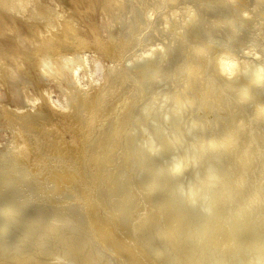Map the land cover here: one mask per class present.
Wrapping results in <instances>:
<instances>
[{
    "label": "bare ground",
    "instance_id": "bare-ground-1",
    "mask_svg": "<svg viewBox=\"0 0 264 264\" xmlns=\"http://www.w3.org/2000/svg\"><path fill=\"white\" fill-rule=\"evenodd\" d=\"M115 1H120L124 7L123 12L118 11L114 18L119 23L126 21L122 24L125 27L122 37H126L132 51L140 52L126 58L130 63L112 84V76L120 71L123 63L115 66L113 62L117 61V55L111 56L110 67H106L102 76V56H109L116 47L124 48L126 45L117 43L112 37L109 42L105 41L100 37L98 27L88 23L91 21H85L82 7L94 4L92 0H52V3L0 0V23L6 22L4 15H9L14 22H17V17L22 19L24 29L17 25L19 22L8 26L4 23V28L6 26L8 33L12 32L15 38L25 41H18L13 50L0 52V84L10 86V94L22 93L24 98L18 103L13 95V100H10L13 105L0 102V118L5 120L7 127V136L4 143L1 142L0 150L2 262L118 264V260L116 263L111 259L113 254L106 253V246L96 241L94 230L97 227L94 225L98 222L94 221L97 216L92 211L95 209L91 202V198L96 196L99 206L100 203H108L106 206L110 213L128 229V233L131 230L139 241L142 240L140 254L149 257L154 264H264L262 170H256V176L252 175L258 152L262 150L256 145L264 142V134L258 128L252 130L255 121L250 118L264 119V37L259 41L255 37L257 34H251L248 40L258 55L248 58L241 50L242 40L247 37L243 27L256 32L261 28L264 0H254L252 8L244 7V11L236 6L239 0H197L185 10L181 8L183 11L178 18L175 13L181 3L178 0H106L110 3ZM96 4L101 7V2ZM213 5L226 10L217 11L214 7L217 11L214 14L203 13L202 8ZM167 6L168 9L164 10ZM162 19L165 26H161ZM110 20L112 22L113 18ZM224 23L227 28L221 27ZM187 24L192 25L193 32L188 36L196 35L201 24L205 25V30L206 24L211 27L209 29L223 24L218 27L226 29L225 34L234 43L224 41L221 46L220 42L210 40L214 38L210 34L209 40L190 42L185 56V86L171 93L163 91L157 95L155 92L144 105L145 120L136 122L135 129L132 126L130 131L122 134L128 120L122 118L121 111L112 126L103 122L96 128L103 113L117 108L118 104L105 109L106 99L120 86L127 87L126 81H131L135 90L131 100L123 101L128 105L147 89L146 67L153 65L150 77L161 80L163 75L157 69L163 62L162 56L179 44L184 46L189 30ZM163 27H167L169 33ZM159 36L166 39L156 46V37ZM169 42L175 46H170ZM214 43L220 46L219 54L212 55L211 51L206 54ZM44 79L54 81L56 87L44 86ZM95 79L99 81L96 86ZM55 88L62 96L58 101L69 105L70 114L62 108H56L53 115L47 111L46 108L53 104ZM208 93L211 103L207 101L201 107L206 111V119L191 117L186 121L179 120L184 110L196 106L198 96L204 97ZM231 93L233 97H229ZM254 96L259 99L258 103H252V108L246 111L244 106L253 101ZM166 100H171L172 104L168 110H161L164 123L156 122L157 118L153 116L155 121L150 123V127L146 120L152 117L149 112L151 105L158 101L161 105ZM211 104H214L212 108ZM224 110L226 116L218 114ZM171 122L176 127L174 130L165 125ZM169 131L171 133L167 136ZM136 133L138 140L133 146L130 140ZM124 137L127 139L123 142ZM118 147L122 151L116 157L111 153ZM133 150H138L144 157L135 159ZM162 151H169L170 158L151 165L153 175L146 179L144 167L154 161L155 155L160 157L164 153ZM87 158L89 168L85 165ZM131 164L134 169L130 174L126 169ZM86 175L90 179L87 180ZM136 182L141 185L138 187ZM133 186L138 187L139 192ZM161 187L167 188L172 196L169 200L173 201L178 212L175 216L177 221L173 216L174 220L165 222L166 225H153L152 220L150 226L139 219L142 214L131 219L136 195L141 191V196H144V191L153 193ZM63 194L73 198L65 202V212L59 216L50 217L51 213L49 217L45 216L42 201H52L54 196ZM79 194H87L84 203H80ZM166 207L164 211L160 208L163 211L160 212L164 214ZM59 208L63 210V204ZM81 209L93 226L90 229L92 235L89 229L83 228ZM170 210L167 209L168 212ZM106 220H102V225ZM184 222L186 225L181 226ZM102 227L98 226V231L102 232L101 229L105 228ZM85 253L88 255L86 262L79 263ZM115 254L119 256L117 252Z\"/></svg>",
    "mask_w": 264,
    "mask_h": 264
},
{
    "label": "rangeland",
    "instance_id": "rangeland-1",
    "mask_svg": "<svg viewBox=\"0 0 264 264\" xmlns=\"http://www.w3.org/2000/svg\"><path fill=\"white\" fill-rule=\"evenodd\" d=\"M44 2H48V3H52V0H43ZM97 1H99V3L101 2V7L99 6V4H96L97 3ZM178 1H180L181 3L177 6L178 8L177 9H175V13H176V18H178V15L179 14H181V12L183 11V10H185L188 6H189V4H190V6H191V4L193 5V3L194 4H196V1L197 0H194L193 2L191 1V3H187V2H189V0L187 1V0H178ZM185 3H184V2ZM187 1V2H186ZM254 0H239V2L236 4V6L237 7H239V8H241V10L242 11H244V9L245 8H252L251 6H253V2ZM92 2L94 3V4H92L91 6L89 5V4H86L87 5V7H82V11H84V14H85V16L87 17H85V21L86 22H88V21H91V22H88V23H93V24H95L98 28H97V30H98V33L100 34V37L101 38H103L105 41H107V42H109V39L112 37V39H114L115 41H117V43H120V42H124V45H126V47H124V48H120L119 46L118 47H116L117 49H115L114 50V53L113 54H111V55H109V56H107V55H103L102 57V59H103V61H102V65L100 66L101 68V70H100V74H102V76H103V73H105V69H106V67H110V59L109 58H111V56H113V55H117V61H114L113 62V64L115 65V66H118L119 64H121V63H123L122 64V68L120 67V71L118 72V73H116L115 75H113L112 77V84H114L115 82L114 81H116L117 80V78L122 74L121 72L123 71V68L125 67V68H127V65H128V63H130V62H128V61H126V58L129 56V55H132L131 57H134V55H136V54H139V52H140V50H137V51H132L131 49H130V47L128 46V44H127V41H126V37L124 36V37H122L123 35V29L125 28L122 24H124V23H126V21H120L121 23H119V22H117L116 20H114V18H115V16L117 15V14H119V12L118 11H120V13L121 12H123V5H122V3H121V5H120V1H115V2H112V3H110V2H106V0H92ZM103 2V3H102ZM245 2V3H244ZM118 3V4H117ZM105 4V5H104ZM111 4H112V6H111ZM186 4H188V5H186ZM96 6V7H95ZM169 6V5H168ZM168 6L166 7V8H164V10H167L168 9ZM185 6V7H184ZM88 7H89V9H88ZM90 7H92V8H90ZM93 7H95V9L93 8ZM104 7V8H103ZM214 7H216V6H212V7H210L209 8V6L206 8V9H204V8H202V11L204 10V12L203 13H215V12H217L218 10L219 11H223V10H226L224 7L223 8H218V7H216L217 8V11H215V9L216 8H214ZM243 7V8H242ZM245 7V8H244ZM84 8V9H83ZM86 8V9H85ZM103 8V9H102ZM169 8H170V6H169ZM180 8V9H179ZM183 10H182V9ZM213 8H214V10H213ZM121 9V10H120ZM210 9H212V10H210ZM223 9V10H222ZM182 10V11H181ZM89 11V12H88ZM169 11V10H168ZM180 13H179V12ZM113 13H115V15H113ZM178 13V14H177ZM213 13V14H214ZM111 15V16H110ZM112 15H113V17H112ZM264 14H262V12H261V21H262V25H261V28L256 32V30L255 29H248L247 30V27L245 26V27H243V31L245 32H243L244 33V35H246L247 37H245L243 40H242V42H243V46L245 45L246 47H244L243 48V46H242V48H241V50L242 51H244L245 53H246V55H247V57L248 58H251V56L253 57V56H255V55H258V54H255L254 53V48L252 47V44H251V42H249L248 40L250 39V36H251V34H257L255 37L259 40V41H261V39H262V37H264L263 35H264V16H263ZM6 18H4L5 20H6V22L5 21H3L2 23H0V52H2L3 53V51H6V50H13L14 49V47H15V45H17L18 44V41L20 42V40H23V42H25L24 41V39H20L19 40V38H15V36H13L14 34L12 33V32H9L8 33V31H7V29H6V26H8L9 24H13V22H14V20H12L11 18H10V16L9 15H4ZM164 17V16H163ZM204 17H206V18H208L206 15L204 16ZM90 18V19H89ZM111 18H113V20H112V22H111ZM148 18V17H147ZM162 18V17H161ZM205 18V19H206ZM87 19V20H86ZM16 20H17V22H14V24L16 23H18L17 25H19L22 29H24V27H23V25H21V24H23V21H22V19H20V18H16ZM20 20V21H19ZM105 20V21H104ZM119 20H121V19H119ZM104 21V22H103ZM109 21V22H108ZM163 22H164V19H162L161 20V26H165L164 24H163ZM171 22H172V20H171ZM6 24V26H5V28H4V25ZM104 23H105V26H104ZM1 24H3V25H1ZM225 24L226 23H224V25L223 24H221V25H223V26H221V25H211L213 28L212 29H209V28H211V27H207V24H206V30H208V31H206L205 30V25L203 26L202 24H201V26L200 27H198V32H197V34L195 35V33L192 35V36H188V34L189 33H193L192 32V25H190V27H189V25L186 27L187 29H189L187 32V38L185 37V41H186V43H184V44H182V45H184V46H188L189 45V43L191 42L192 44L193 43H196V42H198V43H201L203 40H209L210 38H211V36H209L208 34H210V35H212L214 38H212V39H210V40H215V41H217V42H220L219 44L221 45V46H223V44H222V42L224 43V41H226V42H228V43H230L231 44V42H230V40H229V38H228V35L227 34H225L226 32V29L224 30V28H221V27H225ZM103 25V26H102ZM110 25V26H109ZM122 25V26H121ZM247 25V24H246ZM102 26V27H101ZM160 26V27H161ZM218 26H221V27H218ZM105 27V28H104ZM113 27V28H112ZM124 27V28H123ZM214 27H215V29H214ZM203 28H204V30H203ZM225 28H227V25H226V27ZM2 29H3V31H2ZM163 29L165 30V31H167L168 33H169V31L167 30V27L166 28H164L163 27ZM219 29H220V31H219ZM245 29V30H244ZM263 29V30H262ZM7 31V33H6V31ZM200 30V31H199ZM224 30V31H223ZM253 30H254V32H253ZM262 30V31H261ZM5 31V32H4ZM191 31V32H190ZM3 32V33H2ZM200 32H201V34H200ZM206 32H208V33H206ZM211 32V33H210ZM1 33H2V35H1ZM106 33V34H105ZM259 33V34H258ZM218 35H220V36H218ZM226 35V36H225ZM176 36H178V37H180V34L179 33H176ZM205 36V37H204ZM223 38H222V37ZM168 37H170V35H168ZM194 37H195V39H194ZM208 37V38H207ZM228 39H227V38ZM13 38V39H12ZM14 38H15V40H17V43H15L16 41L14 40ZM225 38L227 39V40H225ZM255 38V39H256ZM161 39V40H160ZM165 39L166 38H161L160 36L157 38L156 37V41H155V45L156 46H160V42H162V41H165ZM188 39V40H187ZM219 39H220V41H219ZM192 40V41H191ZM194 40V41H193ZM221 40H223V41H221ZM229 40V41H228ZM232 41V40H231ZM2 42L5 44H2ZM233 42V41H232ZM234 43V42H233ZM232 43V44H233ZM170 46H175V45H173V43L172 42H169L168 43ZM8 45H9V47H8ZM177 45H178V43H177ZM5 46H7V47H5ZM184 46H180V44L178 45V46H175L173 49H170V51H168L167 53V55H164V56H162V59H163V62L160 64V66H159V69H157L158 71H159V73H161V75H163L162 76V78H161V80L160 79H157V80H153L154 78L151 76L150 77V71L151 70H153L154 69V67H152V66H150L149 65V67H146V69H145V81H146V87H147V89H146V91H144L143 93H142V96H139V95H137V99H136V101H133L132 103H131V101L128 103V105H125V102H123L124 100H131V95H133V93H134V89H132V82L131 81H126V85H127V87L125 86H123V87H121L120 86V88L118 89V90H116V92L110 97L109 96V98L108 99H106V101L108 100V102L106 103V104H104L105 106H104V108L105 109H110L112 106H116L117 104V108H119V110H117V108L115 109V110H113L112 112H111V110L110 111H108V112H105V113H103V115H102V117H101V119L96 123V128H98L99 127V125L101 124V123H106V125H108L109 126V124H111V126H112V123H113V121L116 119V117H119L120 115V111L123 113V116H122V118H124L125 120H128V123H127V126L125 127V129H124V131H123V133L122 134H124V132L127 130H131V128H132V126H134V128H132V129H135L136 127H135V123L136 122H140V121H143V120H145L144 119V117H143V115L145 114V111H143V109H144V105H146V102L148 101V99L150 98V97H152L153 95H155L156 93H157V95H159V93H161V92H168L169 91V93H171V92H173L174 90H176L177 88H180V87H182V86H185V84H186V81H185V78H186V74H187V64L185 63L186 62V50H188L189 48L187 47H184ZM212 46V45H211ZM217 46V47H216ZM248 46V47H247ZM5 47V48H4ZM213 48L211 49V50H209V51H206L205 53L206 54H209L208 52H210L211 51V53H213L212 55H214V53L215 54H219V51H220V46L218 45V43H214L213 44V46H212ZM184 48V49H183ZM215 51V52H214ZM205 53H203V54H205ZM202 54V53H201ZM246 55H245V57H246ZM106 56V57H105ZM167 56H168V58H167ZM242 56V55H241ZM247 57H246V59H247ZM119 58V59H118ZM243 58V57H242ZM184 59V60H183ZM158 61V60H157ZM186 67V68H185ZM150 69V70H149ZM125 71V70H124ZM139 73H141V74H143L142 72H139ZM44 76V75H43ZM101 76V77H102ZM178 77V78H177ZM45 80V81H44ZM43 81L45 82V83H47V84H45V83H43V85L45 86L46 85V87H48L49 85L48 84H50L51 86H55V83H54V81H48L47 79H44ZM151 80V81H150ZM184 80V81H183ZM159 81V82H158ZM158 82V83H157ZM41 83H42V81H41ZM52 83H53V85H52ZM97 83H99V81L98 80H94V85L96 86V84ZM3 86V87H2ZM163 86V87H162ZM56 87V86H55ZM171 88V89H170ZM170 89V90H169ZM125 90L126 91H128V92H125ZM180 90V89H179ZM10 91H11V89H10V86H7V85H1L0 84V102H3V103H6V104H11V105H13V103H12V101H10V100H13L12 99V97H13V95H15V100L18 102V103H21L20 101H21V99L22 100H24V98L22 97V93H20V94H18L17 93V95H16V93L15 94H10ZM55 91H57V89L55 88ZM101 91V90H100ZM156 92V93H155ZM190 92V91H189ZM4 94V95H3ZM11 95V99L9 98V96ZM111 95V94H110ZM210 95H211V92H210ZM210 95H209V93L208 94H206L204 97H199L198 96V98H197V100H196V106H194V105H192V107L191 108H189V109H186V110H184L183 111V113H181L180 114V118H179V120L180 121H186V120H188V119H190L191 117L193 118V117H196V118H200V119H206V117L204 116V114L206 113V111H204V110H202V105L203 104H207L208 102H209V100L211 99L210 98ZM4 96V97H3ZM233 97L234 96V94H230L229 95V97ZM62 96L58 93V91L57 92H54L53 94H52V99H53V104H50L49 105V109L48 108H46L47 109V111H49L50 113H51V115H53V113H55V109L56 108H62V109H65L66 111H67V113L68 114H70V110H69V105L68 104H65V103H61V102H59L58 100H59V98H61ZM256 97V98H255ZM5 98V99H4ZM263 100H264V98H262ZM199 100V101H198ZM256 100V101H255ZM6 101V102H5ZM208 101V102H207ZM258 101H259V99L257 98V96H254V100L253 101H249V103L246 105V106H244L245 108L244 109H246V111L249 109H251L252 108V106H251V104L252 103H258ZM142 102V103H141ZM198 102V103H197ZM211 102H209L208 104H210ZM171 104H172V101L171 100H166V102L164 103V104H159V101L156 103H154V104H152L151 105V108H150V110H149V112H151L150 114L152 115V117H151V119H147L146 120V124H149L150 125V123L151 124H154V122L153 121H155L154 119H153V116H155L156 118H157V121L156 122H163L162 120H163V117H162V113H161V110L162 111H166V110H168L169 108H170V106H171ZM213 105L214 104H211V108L213 107ZM251 106V107H250ZM165 107V108H164ZM158 110V111H157ZM214 111V110H213ZM225 113V114H224ZM218 114L219 115H225L226 116V114H227V112H226V110H224V111H222V112H218ZM150 115V116H151ZM149 117V116H148ZM162 117V118H161ZM250 118H253L254 119V121H255V125H253V127H252V130H256V128H258V130H261V132H262V134H264V119H262V120H260V121H258L257 120V117H255V116H250ZM124 119H122V120H124ZM140 119V120H139ZM252 119V120H253ZM160 120V121H159ZM164 123V122H163ZM165 125L168 127V128H170V129H172V130H174L176 127H174V124L171 122V124H166L165 123ZM182 125V124H181ZM131 127V128H130ZM150 127H152V125H150ZM263 130V131H262ZM7 127L5 126V120L4 119H2V118H0V143L2 142V143H4V138H6V136H7ZM215 132V131H214ZM126 133V132H125ZM170 133H171V131H169L166 135L167 136H169L170 135ZM127 139V137H124L123 138V142L125 141ZM137 140H138V135H137V133H136V135L130 140V143H131V145H133V146H135L134 145V143L135 144H137L136 142H137ZM133 141V142H132ZM2 143L0 144V150H1V147H2ZM262 143V142H261ZM259 144V143H257V145H256V147L258 148V149H262L261 151H259L258 153H259V156L256 158V161H255V167H254V169L252 170V175L254 174V176H256V170H262V177H263V181H264V142L262 143V144ZM259 146H260V148H259ZM263 147V148H262ZM121 148L120 147H118V148H116L115 150H113V152L111 153L112 155H116V157L117 156H119V155H121ZM117 152H119V154L117 153ZM162 152H164V153H161L160 154V157H158L159 155H155V158L153 159L154 161H150V163L148 164V166L147 167H144V176H145V178L147 179V177L149 176V175H153V171L154 170H152L153 169V167H151V165L153 166V165H155L156 163H158V161H164L165 162V160L167 159V158H170V155L168 154L169 153V151H162ZM137 153V154H136ZM169 155V156H167V154ZM257 153V154H258ZM262 153V154H261ZM166 154V155H165ZM164 155H165V158H163L164 157ZM132 156H134V158L135 159H137L138 157L140 158H143L144 156L142 155V153L141 152H139L138 150H133V153H132ZM167 156V157H166ZM116 157H114V159L116 158ZM261 157H262V159H261ZM163 158V159H162ZM157 159V160H156ZM158 159H161V160H158ZM117 160H119V157H118V159ZM259 161V162H258ZM261 161H263V162H261ZM119 162V161H118ZM156 162V163H155ZM257 163V164H256ZM85 165H86V167L88 166V168H89V166H90V162L88 161V158H87V160H86V162H85ZM120 164L119 163H117V167L119 168L120 166H119ZM261 165V166H260ZM259 166V167H258ZM129 169H131V172L129 171V169L127 168H125L127 171H128V173H133V171H132V169H134V167H132V164L131 165H129V166H127ZM140 167H142V166H140ZM260 167H263V168H260ZM149 168L151 169V172H150V170H149ZM121 169V168H120ZM145 170H146V172H145ZM145 173H147L146 175H145ZM149 173H151V174H149ZM88 176V177H87ZM151 176H149V177H151ZM86 177V179L88 178V179H90L89 178V175H86L85 176ZM148 177V178H149ZM87 179V180H88ZM263 183V182H262ZM136 185L138 186V185H141V183L139 184L138 182H136ZM139 187V186H138ZM138 187H135V186H133V189L135 190V191H138L139 192V190H138ZM97 188V187H96ZM98 191V190H97ZM145 193V195L144 196H141V191H140V193H138V194H140V195H136V197H135V204H134V211H133V213H132V215H131V219H136L137 217H138V215L139 214H142V215H140V217H139V219H143L145 222H147L146 224H148V225H150V226H152V224L153 225H156V224H159V226H161V225H166V223L165 222H167V221H169L170 219H173L174 220V218H175V216L177 215L178 216V212H177V210H176V208H174L173 206V201L172 200H169V199H172V196L170 195V192H169V190L167 189V188H163V187H161L160 189H157L156 191H154L153 193H149L148 191V193H146V191H144ZM97 193L95 192V195H96ZM87 194H79L78 195V198L80 199L81 198V200H80V203H84V198L85 197H87L86 196ZM93 195V194H92ZM142 195H143V193H142ZM168 195V196H167ZM60 196V197H59ZM59 196H54V198L52 199V201H48V202H45V201H42V203H41V205H42V208H45L44 209V212H45V216H50L51 214V216L50 217H52L53 215L54 216H59L60 214H62L63 212H65V206H66V203L65 202H67V201H70L71 199H73V198H70L69 196H67L66 194H63V195H59ZM96 197V196H95ZM95 197L93 196L91 199H92V204L94 203V204H96L95 206H94V204L92 205L93 206V208L95 209V210H92L93 211V213L97 216V218L96 217H94L95 215L93 214V217H94V221H97L98 223L97 224H95L94 226L95 227H97V229L95 228V232L97 233V238H96V241H97V243H99V242H101L103 245H105L106 246V253L108 254V255H111L112 256V254H113V256L111 257V259H113L114 261H116V260H118V264H154L153 263V260L151 261V259L148 257V258H146L144 255L142 256L141 254H140V250H139V248H141L140 246V243L142 242V240L141 241H139V239L136 237V235L133 233V231L131 232V230H129V233H128V229H126V228H124V226H122L121 224L122 223H120L116 218H115V216H114V214L113 213H110V211H109V207H107L109 204L107 203H105V205H104V203H100V205L101 206H99V204L95 201ZM166 197V198H165ZM122 198V195H120L119 196V199H121ZM151 198H153V199H151ZM155 198V199H154ZM162 198V199H161ZM163 198H165L164 200H163ZM6 199V198H5ZM4 199V200H5ZM86 199V198H85ZM90 199V200H91ZM93 200H94V202H93ZM165 200H166V202H167V205L169 206H167L165 203ZM82 201V202H81ZM162 201H163V204H161L162 203ZM169 201H171V203L169 202ZM45 202V203H44ZM101 202V201H100ZM57 203V204H56ZM62 204H63V210L61 209V208H59V207H62ZM98 204V205H97ZM141 204V205H140ZM158 204H159V206L160 205H163L164 206V204H165V206L164 207H166L168 210H170L169 208H170V206H171V210L168 212L167 211V209L165 210L166 212H164V214L162 213L163 211H164V207L163 208H161V207H159L158 206ZM171 204V205H170ZM47 205H48V207H47ZM103 205V206H102ZM107 205V206H106ZM138 205V206H137ZM50 207V208H49ZM59 208V210H57V208ZM103 207H104V209H103ZM107 209H106V208ZM156 207V208H155ZM158 207V208H157ZM173 207V208H172ZM176 207V206H175ZM163 210H161V209ZM98 209H99V211H100V213H99V211H98ZM103 209V210H102ZM146 209H148L147 211H146ZM157 209V210H156ZM159 209V210H158ZM173 209V210H172ZM81 210H83V211H81V212H83V215H84V218H83V228L84 229H89V234L90 235H92V233H90L91 231H90V229H91V224H90V222H89V220L87 219V217H86V215H85V212H84V209H81ZM102 210V211H101ZM106 210H107V213H106ZM137 210V211H136ZM152 210H155V212L154 211H152ZM259 210H260V207H259ZM95 211L96 212H98L97 214L95 213ZM109 211V212H108ZM144 211H146V212H144ZM149 211V212H148ZM150 211H152L151 212V214H149L150 213ZM160 211H162V212H160ZM172 211H174L173 213H172ZM101 212H102V214H101ZM143 212V213H142ZM160 212V213H159ZM168 212V213H167ZM51 213V214H50ZM58 213V214H57ZM104 213V214H103ZM137 213V214H136ZM169 214V215H167V214ZM99 214V215H98ZM109 214H111V216L109 215ZM145 214H146V217H144L145 216ZM149 215V217H148V215ZM158 214V215H157ZM103 215H106L107 217V220L105 219V216L103 217ZM167 215V216H166ZM102 216V217H101ZM135 216V217H134ZM143 216V217H142ZM155 216H156V219H157V222H155L156 221V219H155ZM162 218V219H160V217ZM163 216H164V218H166V220L164 221L163 220ZM171 216V217H170ZM173 216H174V218H173ZM102 218V219H100V218ZM104 218V219H103ZM108 218H109V220H108ZM145 218V219H144ZM146 218H148V219H146ZM176 218H178V217H176ZM176 218H175V221H177L176 220ZM85 219V220H84ZM98 219V220H97ZM155 219V220H154ZM57 220V219H56ZM102 220H106L105 222L103 221V225H102ZM154 222H153V221ZM173 220H170V221H173ZM185 221H186V219H184ZM164 221V222H163ZM112 222V223H111ZM149 222H153L152 224L151 223H149ZM85 223H87V224H85ZM162 223V224H161ZM106 224V225H105ZM186 224H185V222H184V225H181V226H185ZM85 226H86V228H85ZM98 226H103V227H105V228H103V229H101L102 230V232L99 230L98 231ZM108 229H107V228ZM131 227V226H130ZM92 228H93V226H92ZM105 229V230H104ZM126 233V234H124V233ZM132 234H134V235H132ZM125 238V239H124ZM122 240H124V242L122 241ZM136 242V245H135V242ZM139 241V242H138ZM127 242V243H126ZM131 242V243H130ZM126 243V244H125ZM128 244H130V245H128ZM64 245V244H63ZM122 247H121V246ZM126 245V246H125ZM128 245V246H127ZM138 245V246H137ZM120 246V247H119ZM133 247V248H132ZM135 247V248H134ZM136 247H138V248H136ZM135 251H134V250ZM136 250H137V252H138V254H137V252H136ZM120 251V252H119ZM118 253L119 254V256L117 255V256H115L116 254L115 253ZM136 252V253H135ZM179 253H181V251H178ZM121 253V254H120ZM123 253V254H122ZM126 254V256L124 257V255ZM122 255V256H121ZM119 257V258H118ZM122 257V258H121ZM127 257H129V259L127 258ZM131 257V258H130ZM133 257V258H132ZM82 261L80 260V262L79 263H84V262H86V260H87V258H88V255H86V253H85V255H83L82 257ZM123 258L125 259V260H123ZM122 261V262H121ZM120 262V263H119ZM127 262V263H126ZM57 263V262H56ZM60 263H62V262H59V264ZM116 263H117V261H116ZM0 264H14L13 263V261H10V262H2V257H0ZM37 264H41V263H37ZM58 264V263H57ZM63 264V263H62Z\"/></svg>",
    "mask_w": 264,
    "mask_h": 264
}]
</instances>
